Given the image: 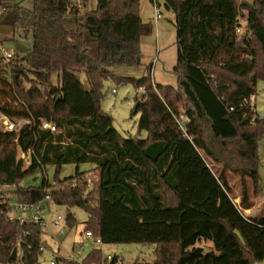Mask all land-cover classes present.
Masks as SVG:
<instances>
[{
  "label": "trees",
  "instance_id": "trees-1",
  "mask_svg": "<svg viewBox=\"0 0 264 264\" xmlns=\"http://www.w3.org/2000/svg\"><path fill=\"white\" fill-rule=\"evenodd\" d=\"M11 1L0 0L2 25L11 29L12 39L31 37L32 49L12 64L0 54V109L14 121L49 120L61 133L33 124L21 131L0 129V264H39L44 256L42 229L10 221L4 196L38 203L50 190L51 203L67 208L69 229L78 225L71 209L81 208L88 214L84 231L100 235L105 244L153 245V264H264V214L245 217L228 195L232 190L225 176L241 177L243 209L251 208L247 179L264 195L258 152L264 119L249 104L258 81H264V0H157L175 15L176 87L155 84L151 66L139 79L113 72L142 64L141 39L153 26L141 18V0H97L92 15L88 0L85 13L70 0H32V9L5 6ZM89 18L97 28L88 26ZM243 20L246 31L238 33ZM109 80L145 92L141 100L136 97L135 114L146 138L122 137L101 110ZM6 99L14 105H2ZM180 104L189 118L187 135L175 119ZM30 149L26 164L20 152ZM201 152L222 166L219 177L211 174ZM70 164L95 166L91 186L79 170L58 178ZM49 165L56 168L53 184L43 180L37 187H20L25 177ZM73 179L79 184L67 187ZM12 186L17 191L8 193ZM123 220L130 232L114 228ZM203 240L211 241L215 252L197 247ZM102 260L99 249L81 263L63 262Z\"/></svg>",
  "mask_w": 264,
  "mask_h": 264
},
{
  "label": "rangeland",
  "instance_id": "rangeland-1",
  "mask_svg": "<svg viewBox=\"0 0 264 264\" xmlns=\"http://www.w3.org/2000/svg\"><path fill=\"white\" fill-rule=\"evenodd\" d=\"M27 9H32V0H17L16 3L20 2ZM83 1V0H82ZM246 2L252 3L253 0H245ZM159 2L160 11L163 14V17L160 21L156 22L153 20L154 9L150 5L149 0H141V8L143 7V19L148 23H151L153 26V32L144 36L141 39L142 45V64L138 67H115L113 72L118 77L124 78H134L139 79L142 76L146 75L148 69L151 66V72L153 81L157 85H170L177 86V77L174 73V67L177 63V39H176V27H175V15L172 11L166 9L162 1ZM10 5H15L13 2ZM97 0H88L87 2V11L89 15H92L96 10ZM4 19V18H3ZM150 19V20H149ZM152 19V20H151ZM149 20V21H148ZM0 20V27L3 30L11 31L9 27L2 25ZM91 23V22H90ZM244 33L246 31V21H242ZM5 39V40H4ZM2 45L7 49H13L16 52L17 56L24 57L32 49V38L12 39L10 35H5ZM79 80L86 86L88 89V83L83 72L77 73ZM56 83V78H54V84ZM113 90H116V93H113ZM142 91L135 89L134 85L131 83H116L115 81L109 80L105 82L103 88V99L101 100L100 107L101 110L109 115L113 119V126L118 131V133L128 139L130 137H136L144 139L146 138V133H139L138 122L140 119V114L133 113V108L136 104V97L141 100ZM255 110L257 115L264 119V81L259 80L257 83V94L255 96ZM5 103L13 104V102L6 99L3 101L2 105ZM180 112L184 113L183 104L179 105ZM258 152L260 157V182L259 186L262 189L264 194V139L259 142ZM202 156L207 161L211 174L219 177L223 171L222 166L214 164L204 152H201ZM20 159L26 160V157L23 156V153L20 152ZM208 166V167H209ZM93 164H82V165H65L61 169V172L58 176L60 180L70 178L76 175L77 170L80 173L92 172L94 170ZM55 170L56 168L52 165L46 166L44 171H37L25 177L21 184V188L37 187L43 183V180H47L49 184L55 182ZM95 172V171H94ZM214 174H213V173ZM226 180L231 188V193L229 197L232 198L233 202L237 205L241 212H244L241 207V195H242V179L241 177L233 172L225 173ZM209 177V176H208ZM206 186L213 190V179L210 177L205 180ZM248 194L251 201V208L258 210L259 214H264V195L260 192H255V187L252 180H246ZM212 185V186H211ZM260 193V194H259ZM7 197V196H4ZM12 201H18L16 196H11ZM219 205L216 206L219 209ZM48 213L53 214L54 217L58 215L66 216L67 208L62 206H56L52 203L47 205ZM72 214H74L78 225L74 229H69L65 222H62V226L65 227V234L60 235L59 230H53L52 233H48L47 230H43L42 240L47 241L48 244L53 248L54 253L45 252L42 259L43 262L49 261L54 258L58 253V245L62 244L61 254L63 257H67L69 254L73 255L77 259H84L89 254V249L84 247L82 241V234L84 233V223L88 220V214L81 208H72ZM257 213V214H258ZM48 215V216H49ZM51 216V215H50ZM49 216V217H50ZM49 228H51V221H49ZM143 219L139 220L138 228L140 230ZM114 228L122 230V232H130L132 228L125 223L123 220L121 223L116 225L113 223ZM48 228V227H47ZM105 244V243H104ZM75 247V248H74ZM197 247H200L204 250L205 253L215 252L214 245L211 241H202L197 244ZM155 246L153 245H141V244H105L102 246V251L105 255L116 254L123 257L124 264H153L155 261L154 256Z\"/></svg>",
  "mask_w": 264,
  "mask_h": 264
},
{
  "label": "built area",
  "instance_id": "built-area-1",
  "mask_svg": "<svg viewBox=\"0 0 264 264\" xmlns=\"http://www.w3.org/2000/svg\"><path fill=\"white\" fill-rule=\"evenodd\" d=\"M70 3L72 6H76L81 13H85L86 6H85V0H70ZM153 8L155 13V20H159L163 17L162 12L159 8V3L157 0H154ZM243 28L238 29V33L242 32ZM0 54L3 62L5 64H12L17 61V55L16 52L13 49H7L4 45H0ZM113 93H116V90H113ZM145 94L144 91H142L141 96L143 97ZM255 96H252L249 104L251 108H255ZM256 109V108H255ZM176 122L179 125L180 129L184 132L185 135L187 132V123L189 122V118L186 116V113L184 111L180 112L179 114L175 116ZM33 124L30 120H18L14 121L9 116H7L1 109H0V129L4 131H21L26 125ZM35 127H37L39 130L42 131H48L52 134H59L61 133V129L53 122L41 119L38 123L33 124ZM31 155L32 150L30 149L27 153H23V156L26 157V164H30L31 162ZM91 176L92 173H86L81 177L82 181H86L89 186H91ZM80 180L73 179L70 182L66 184L67 187L75 188L79 184ZM51 191V190H50ZM4 205L7 206L9 209V219L13 223L17 224L19 227L24 226H38L43 230H47L48 233H52V231L59 230L60 235L65 234V227L62 226V222H65V216L58 215L56 216L51 224V228H49V222H48V209L47 205L51 203V197L48 193L46 197L41 200L38 203H21L19 201H12L10 197H4V200L2 202ZM66 225V224H65ZM48 227V228H47ZM27 235V234H26ZM84 247H87L89 249V253L93 252L94 250H102V246H104V242L102 240V237L100 235L96 236L93 234L92 231H84V233L81 236ZM20 245V242H18V246ZM58 253L56 256L49 261L43 262L42 259H40L39 264H64L63 260L68 262H79L81 263L83 259H77L73 255L69 254L67 257H63L61 254V249L63 247L62 244L58 245ZM75 248V247H74ZM41 251L43 253L48 252V250L41 246ZM55 254V253H54ZM63 259V260H62ZM93 264H124V259L121 256H118L116 254H108L105 255L103 253V260L101 263H93Z\"/></svg>",
  "mask_w": 264,
  "mask_h": 264
},
{
  "label": "crops",
  "instance_id": "crops-1",
  "mask_svg": "<svg viewBox=\"0 0 264 264\" xmlns=\"http://www.w3.org/2000/svg\"><path fill=\"white\" fill-rule=\"evenodd\" d=\"M16 1L17 0H12L11 2H9V3H7L5 6H15V5H19V6H22V7H24L23 5H22V3H21V1L20 2H18V3H16ZM14 3L15 5H10L11 3ZM149 2H150V5H152V7H153V4H152V2L149 0ZM26 8V7H25ZM154 9V8H153ZM143 10V7L141 8V18H142V20L145 22V23H147V21L146 20H144L143 19V14H142V11ZM5 8L3 7V6H0V20H3V18H4V16H5ZM163 15V14H162ZM153 20H155V13L153 14ZM150 20V19H149ZM148 20V21H149ZM152 20V19H151ZM156 21V20H155ZM158 21H160V19L159 20H157L156 22H158ZM5 35H10V36H12V31H8V30H3V28H1L0 27V45L2 44V41H3V39H4V37H5ZM12 38V37H11ZM5 40V39H4ZM141 49H142V45H141ZM206 163H207V161H206ZM207 165H208V163H207ZM209 166V165H208ZM95 167V166H94ZM209 168H210V166H209ZM244 210V212H245V214L243 213V215L245 216V217H247V218H253V217H255L256 215H257V213H258V210L257 209H255L254 207L253 208H249V209H243ZM250 212V213H249ZM51 215V216H50ZM50 217L48 216V218H51V219H49V221H51V224H52V221H53V219L55 218L54 216H53V214L52 213H50Z\"/></svg>",
  "mask_w": 264,
  "mask_h": 264
},
{
  "label": "water",
  "instance_id": "water-1",
  "mask_svg": "<svg viewBox=\"0 0 264 264\" xmlns=\"http://www.w3.org/2000/svg\"><path fill=\"white\" fill-rule=\"evenodd\" d=\"M89 21L92 22L93 19H92V18H89ZM88 26H89L90 28H97V27H98V25H96V24H92V23H90ZM137 107H138V105L135 104V106H134V108H133V113H136V111H137ZM6 191H7L8 193H15V192L17 191V188H16L15 186L7 187ZM49 193H51V191H50ZM235 233H236V235H237V236L243 241L240 232L235 231ZM42 246H44L49 252H51V253L54 254V250H53V248L48 244L47 241H43V242H42ZM257 264H258V263H257Z\"/></svg>",
  "mask_w": 264,
  "mask_h": 264
}]
</instances>
